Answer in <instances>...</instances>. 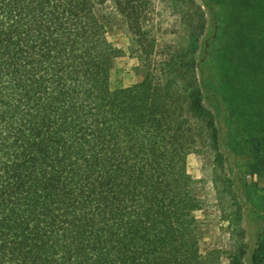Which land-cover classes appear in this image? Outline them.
I'll return each mask as SVG.
<instances>
[{
    "label": "trees",
    "instance_id": "trees-1",
    "mask_svg": "<svg viewBox=\"0 0 264 264\" xmlns=\"http://www.w3.org/2000/svg\"><path fill=\"white\" fill-rule=\"evenodd\" d=\"M157 0H0V264H244L240 208L230 250L206 244L187 157L212 152L193 0L185 46L160 48ZM118 16L139 78L110 91L119 52L103 28ZM126 18H129L126 20ZM264 169V134L248 149ZM252 264H264L260 235Z\"/></svg>",
    "mask_w": 264,
    "mask_h": 264
},
{
    "label": "rangeland",
    "instance_id": "rangeland-1",
    "mask_svg": "<svg viewBox=\"0 0 264 264\" xmlns=\"http://www.w3.org/2000/svg\"><path fill=\"white\" fill-rule=\"evenodd\" d=\"M201 8L205 28L197 43V76L204 107L214 118L222 167L212 152L187 157V176L194 182L202 209L196 212L206 226V244L230 250L237 242L231 227L232 202L240 208L244 264L264 235V169L251 175L249 141L264 134V0H193ZM152 29L160 48L185 46L187 14L183 1L157 0ZM129 18H126V20ZM108 40L118 49L111 60L110 91H126L137 82L138 65L132 37L124 19L113 15Z\"/></svg>",
    "mask_w": 264,
    "mask_h": 264
}]
</instances>
